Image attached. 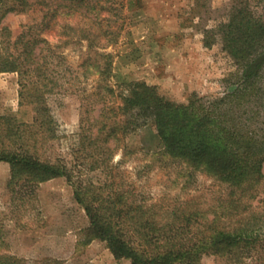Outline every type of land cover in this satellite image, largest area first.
<instances>
[{
  "label": "trees",
  "instance_id": "1",
  "mask_svg": "<svg viewBox=\"0 0 264 264\" xmlns=\"http://www.w3.org/2000/svg\"><path fill=\"white\" fill-rule=\"evenodd\" d=\"M119 4L118 0H0V71L18 73L21 104H33L39 113L32 123L39 121L44 126L55 121L48 94L59 83L50 74L58 70V62L66 60L45 32L59 28L66 44L87 42L88 50L94 52L80 66L86 76L98 75L97 91L91 95L100 111L89 126L85 122L95 105L87 107L88 115L82 116L79 151L91 159L94 170L103 166L102 171L111 172L105 181L85 183L68 163L42 159L32 151L27 134L39 133L31 129L32 123L0 115V162L11 164L10 188L16 191L22 185L33 191L35 185L66 176L90 218L87 232L91 239L106 241L117 258H129L132 264H202L211 254L234 261L253 256L261 246L264 228L260 203L264 125L253 129L221 108L241 104L252 94L258 71L210 104L199 98L179 103L144 81L113 83L109 78L112 55L106 49L121 33L115 27L123 12ZM36 11L42 12L40 19L23 24L14 37L6 17ZM224 30L225 47L234 56L251 57L264 46V25L233 24ZM147 124H153L162 138V154L184 164L183 176L205 172L226 184L228 193L214 202L197 197L151 201L142 191L115 183L111 164L115 150L124 147L121 143L126 135ZM26 262L0 253V264ZM43 264L62 263L54 259Z\"/></svg>",
  "mask_w": 264,
  "mask_h": 264
},
{
  "label": "rangeland",
  "instance_id": "2",
  "mask_svg": "<svg viewBox=\"0 0 264 264\" xmlns=\"http://www.w3.org/2000/svg\"><path fill=\"white\" fill-rule=\"evenodd\" d=\"M118 1L123 12L115 27L121 33L106 49L112 55L109 78L113 83L144 81L179 103L199 98L210 104L258 71L255 91L241 104L233 102L221 111L253 129L264 125V46L260 45L251 57L234 56L225 47L224 38V29L233 24L246 28L264 25V0ZM41 16L40 11L11 13L5 24L16 37L23 24ZM45 35L66 56L65 61L58 62V70L50 74L59 83L48 94L55 121L44 126L39 121L32 123L39 113L33 104H21L19 75L8 71H0V115L34 125L31 129L39 133L33 137L27 134L26 139L42 159L68 163L85 183L105 181L111 172L108 175L109 170L102 171L103 166L94 170L91 159L79 151L82 116L88 115L87 107L95 105L85 122L89 126L100 111L91 95L97 91L98 75L86 76L80 66L94 52L88 50L87 42L66 44L59 28ZM121 145L124 147L115 150L111 160L115 183L134 187L151 201L197 197L214 202L228 193L226 184L205 172L198 171L192 178L183 176L184 164L162 154L164 142L153 124L129 133ZM11 176V164L0 162V253L25 260L26 264L54 259L62 264H132L129 258H117L106 241L91 239L87 232L90 218L66 176L35 185L33 191L22 185L13 191L9 186ZM260 198L264 217V186ZM259 241L261 246L253 256L234 261L211 254L202 264H264V228Z\"/></svg>",
  "mask_w": 264,
  "mask_h": 264
}]
</instances>
